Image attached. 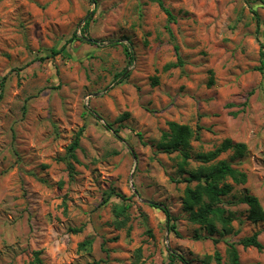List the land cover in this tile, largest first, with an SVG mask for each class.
Returning <instances> with one entry per match:
<instances>
[{"label": "rangeland", "instance_id": "1", "mask_svg": "<svg viewBox=\"0 0 264 264\" xmlns=\"http://www.w3.org/2000/svg\"><path fill=\"white\" fill-rule=\"evenodd\" d=\"M162 2L174 19L157 0H0V264L35 252L40 264H229L228 243L241 264H264L238 244L256 232L264 244V222L238 201L247 192L264 209V0ZM168 122L192 129V155L246 146L218 158L246 174L216 205L230 234L189 221L195 182L157 147Z\"/></svg>", "mask_w": 264, "mask_h": 264}, {"label": "trees", "instance_id": "2", "mask_svg": "<svg viewBox=\"0 0 264 264\" xmlns=\"http://www.w3.org/2000/svg\"><path fill=\"white\" fill-rule=\"evenodd\" d=\"M157 2L159 7L168 16V20L174 19L171 12L164 7L162 0H157ZM92 15L93 12L86 18L82 29L83 32L88 31ZM169 32L171 34L170 29ZM72 39L95 44L94 41L85 36L78 37L76 33L73 34ZM174 49L177 51L178 47L174 45ZM59 52V50L52 51L53 55ZM180 63L181 61L178 58L177 64ZM259 69L261 70V68ZM120 75L121 73L115 75V77ZM82 132L83 129H80L66 148L64 160L70 176L74 173V165L79 162L76 151L80 146ZM192 136L193 131L188 125L168 122L167 131L163 132L157 147L165 153L177 152L181 157V161L178 165L179 173L187 174V177L184 179L185 182H195L193 187L189 185L185 187L182 199L183 209L189 213V221L203 227L209 237H213L218 232L217 223H219L222 228L220 234H230L232 232V227L230 226L232 214L228 213V215L225 216V211L218 208L216 205L219 204L224 197L230 195L233 190L232 184L237 185L246 182V174L234 169L228 161L218 158L222 153L229 150H234L235 154L242 156L246 151V146L243 143H233L230 139H226L214 150L198 152L192 155L190 146ZM191 159L199 165L194 169H187L188 162ZM238 201L247 206L246 220L251 223L264 222V209L256 196L245 192ZM160 209L165 213L167 220H171L169 211L165 207H160ZM169 229L174 231V225H171ZM258 234L259 233L256 232L250 236H245L238 241V244L244 248L252 247L258 251H264V244L258 240ZM196 238H200V235H197ZM90 244L91 241L86 240L81 243L80 246L87 248ZM227 246L229 264H241L236 244L228 243ZM38 255L39 253L35 252L33 260L25 264H40L41 261ZM170 257L174 260L175 253L170 252ZM213 257L217 263H220L221 257L218 252H216ZM179 258L182 262L188 264L182 257ZM210 259V256L205 257L207 262Z\"/></svg>", "mask_w": 264, "mask_h": 264}]
</instances>
